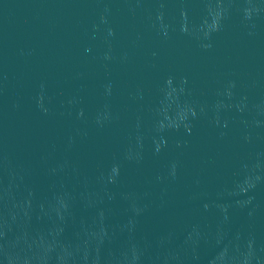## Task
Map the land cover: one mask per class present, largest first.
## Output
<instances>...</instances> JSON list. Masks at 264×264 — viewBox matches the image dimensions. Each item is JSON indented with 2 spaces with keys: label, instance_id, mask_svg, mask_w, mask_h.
<instances>
[{
  "label": "water",
  "instance_id": "water-1",
  "mask_svg": "<svg viewBox=\"0 0 264 264\" xmlns=\"http://www.w3.org/2000/svg\"><path fill=\"white\" fill-rule=\"evenodd\" d=\"M0 264H264V0H0Z\"/></svg>",
  "mask_w": 264,
  "mask_h": 264
}]
</instances>
